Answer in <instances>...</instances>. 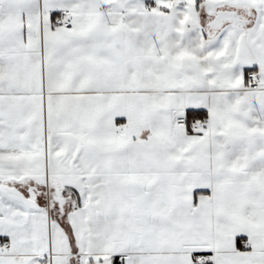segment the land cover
I'll return each instance as SVG.
<instances>
[{
    "label": "snow or ice",
    "instance_id": "1",
    "mask_svg": "<svg viewBox=\"0 0 264 264\" xmlns=\"http://www.w3.org/2000/svg\"><path fill=\"white\" fill-rule=\"evenodd\" d=\"M0 264H264V0H0Z\"/></svg>",
    "mask_w": 264,
    "mask_h": 264
}]
</instances>
